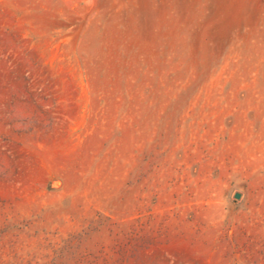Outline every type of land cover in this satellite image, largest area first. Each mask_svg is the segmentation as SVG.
Instances as JSON below:
<instances>
[{
  "label": "rangeland",
  "instance_id": "1",
  "mask_svg": "<svg viewBox=\"0 0 264 264\" xmlns=\"http://www.w3.org/2000/svg\"><path fill=\"white\" fill-rule=\"evenodd\" d=\"M0 264H264V0H0Z\"/></svg>",
  "mask_w": 264,
  "mask_h": 264
},
{
  "label": "water",
  "instance_id": "2",
  "mask_svg": "<svg viewBox=\"0 0 264 264\" xmlns=\"http://www.w3.org/2000/svg\"><path fill=\"white\" fill-rule=\"evenodd\" d=\"M234 198L235 199L239 198V194H235Z\"/></svg>",
  "mask_w": 264,
  "mask_h": 264
}]
</instances>
